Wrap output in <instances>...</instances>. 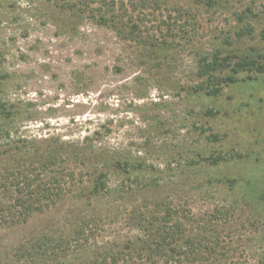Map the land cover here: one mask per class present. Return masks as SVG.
Instances as JSON below:
<instances>
[{"label": "rangeland", "instance_id": "374dc122", "mask_svg": "<svg viewBox=\"0 0 264 264\" xmlns=\"http://www.w3.org/2000/svg\"><path fill=\"white\" fill-rule=\"evenodd\" d=\"M70 1L0 0V105L14 114L0 119V130L11 134L0 137V166L12 163L20 139L55 138L88 151L127 153L144 170L128 186L159 188L123 201L114 194L93 207L69 196L27 224L0 223V264H17L20 246L46 233L67 234L83 217L113 219L104 234L122 242L133 233L118 220L135 204L164 200L190 208L196 226L206 216L220 218L221 264H264V73L241 74L253 79L218 97L194 92L201 56L264 55V0H251L259 18L243 40L238 34L249 26L234 14L250 0L220 10L194 0H125L124 10L120 0H95L76 12L65 9ZM179 5L197 16L192 25L173 10ZM122 180L111 176L110 186Z\"/></svg>", "mask_w": 264, "mask_h": 264}, {"label": "trees", "instance_id": "16d2710c", "mask_svg": "<svg viewBox=\"0 0 264 264\" xmlns=\"http://www.w3.org/2000/svg\"><path fill=\"white\" fill-rule=\"evenodd\" d=\"M91 1V2H90ZM95 0H73L65 9L76 12L86 10ZM130 1V0H129ZM125 0H120L122 9H126ZM234 0H194L195 6L207 9H227ZM157 3V1L155 2ZM251 0L239 13L234 14L239 24L249 26V30L238 34L243 40L253 32L251 23L259 16L253 9ZM176 9V10H175ZM180 19L185 16L191 25L197 16L184 6L173 8ZM190 13V14H189ZM104 22L106 16L101 17ZM112 27L122 33L117 22ZM107 25V24H106ZM233 46V43L228 45ZM243 73L261 75L264 73V55L247 52L216 51L201 56L197 77L201 84L194 89L196 94L218 97L224 88L239 82L252 80L249 75L240 79ZM12 113L0 105V119L11 120ZM97 134H94V136ZM87 137L84 141L92 142ZM0 137L11 139L10 132ZM38 144L29 148V144ZM88 143V144H89ZM17 150L12 155V163L0 166V191L9 199L4 204L0 200V223L9 227L27 224L38 214H45L58 208L69 196L76 202H85L88 207L102 199L117 194L120 201L127 197L146 194L156 184L128 186V178L143 173V164L134 163L128 154L109 150H85L79 143L65 142L55 138L37 140L20 139ZM92 147V146H91ZM208 161V160H206ZM220 159L213 160L217 165ZM191 166L192 164H188ZM199 165V164H198ZM190 167H188L189 169ZM87 169V171H85ZM138 175V176H139ZM121 176L123 180L116 187L110 186V177ZM234 189L236 181L230 182ZM249 184V183H248ZM119 202V201H118ZM231 217V211L223 213ZM207 216L196 226L192 210L180 206L174 201H157L135 204L123 221L133 234L122 242L110 240L104 234L107 223L113 219L101 215L83 217L76 229L67 234L46 233L20 246L16 251L17 264H221L225 257L226 243L223 238L224 224L220 218ZM225 223V222H224Z\"/></svg>", "mask_w": 264, "mask_h": 264}]
</instances>
